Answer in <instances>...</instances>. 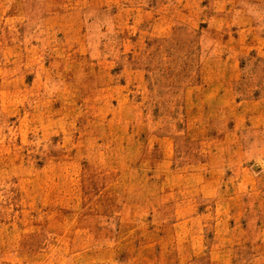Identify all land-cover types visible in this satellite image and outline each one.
Instances as JSON below:
<instances>
[{
  "label": "rangeland",
  "instance_id": "rangeland-1",
  "mask_svg": "<svg viewBox=\"0 0 264 264\" xmlns=\"http://www.w3.org/2000/svg\"><path fill=\"white\" fill-rule=\"evenodd\" d=\"M0 264H264V0H0Z\"/></svg>",
  "mask_w": 264,
  "mask_h": 264
}]
</instances>
